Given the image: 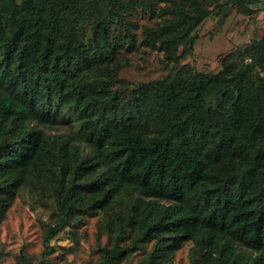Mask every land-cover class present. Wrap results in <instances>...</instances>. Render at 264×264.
I'll return each instance as SVG.
<instances>
[{"label":"trees","instance_id":"1","mask_svg":"<svg viewBox=\"0 0 264 264\" xmlns=\"http://www.w3.org/2000/svg\"><path fill=\"white\" fill-rule=\"evenodd\" d=\"M178 1L0 0V223L24 182L51 197L37 264L99 211L112 234L100 264L148 242L138 264H164L186 242L192 264H264V32L249 61L223 59L218 72L183 64L134 85L118 75L137 45L174 64L192 54L210 11ZM258 2L216 5L225 16ZM140 13L156 20L140 26ZM70 112L74 139L33 124H67Z\"/></svg>","mask_w":264,"mask_h":264},{"label":"rangeland","instance_id":"2","mask_svg":"<svg viewBox=\"0 0 264 264\" xmlns=\"http://www.w3.org/2000/svg\"><path fill=\"white\" fill-rule=\"evenodd\" d=\"M222 1L179 0L180 7L189 4L193 8L195 3H199L210 11L197 27L199 36L194 42L192 54L187 55L179 64H174L165 58L162 50L137 45L133 52L126 54L128 64L121 67L119 77L134 85L161 78L170 69L175 70L183 64L191 65L199 72H218L222 69L223 59L236 63L249 61L244 50L259 41L264 32V7L259 3L263 0H253L259 2L247 8L231 3L224 10L225 16L223 13L218 14L216 5ZM138 17L140 26L156 20L141 13ZM67 115L70 119L67 124H33L43 128L47 134L74 139L78 122L72 112ZM53 210L51 197L35 189L31 182H24L19 187L0 223V264H23L20 256L22 247L30 263L37 264L43 249L44 230L54 220ZM111 239L112 234L105 226L104 213L99 211L97 214H86L81 219L73 220L71 225L50 241L53 251L45 264H100L102 249L110 247ZM190 248V242L184 243L173 258L164 264H192ZM150 249L151 243L148 242L115 264H138Z\"/></svg>","mask_w":264,"mask_h":264}]
</instances>
